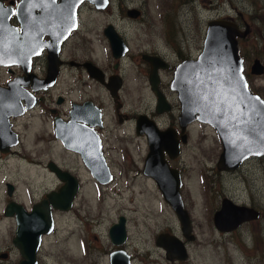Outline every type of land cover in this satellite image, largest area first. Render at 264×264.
<instances>
[{
	"label": "flooded vegetation",
	"instance_id": "af4514ba",
	"mask_svg": "<svg viewBox=\"0 0 264 264\" xmlns=\"http://www.w3.org/2000/svg\"><path fill=\"white\" fill-rule=\"evenodd\" d=\"M83 3L84 1L77 6L74 27L63 38L68 24L64 14L62 15L63 12H39L35 8L31 11L28 7L29 3L25 0H0V109L22 112L18 115L10 114L6 120L7 126L0 127V163L3 162L4 155L19 154L16 150L20 146L22 135L19 122L23 123L21 119L31 114L34 118L38 116L39 120L28 122L24 125V130L38 125L35 130V142L50 145V149H58L63 158L60 163L48 161L47 168L53 177L50 183L52 180L54 182L40 200L31 203V206H26L18 200L17 188L12 181L4 182V187L0 190V224L9 222L8 232L11 236L0 242V264H19L21 260L19 251L13 244L17 228L16 212L12 216H6L7 205L12 202L21 204L27 212H30L33 206L45 199L49 193L69 183L66 179L59 178L55 169H58L62 175L70 176L75 181L77 189L69 209L57 210L51 207L54 229L56 212H61L63 215L70 213L83 188L112 187L113 179L118 175L130 176L132 183H142L141 188L145 189L142 198H146L145 203H148L151 191L158 193L177 221L176 228L162 224L163 228L157 232L154 229L152 232V229L147 230L140 222L130 219L128 215L131 211L128 209L125 211L123 207H116L113 203L101 202L104 206L101 204L96 207L97 217L94 222H86L79 235L95 254L94 264H136L141 254L145 258H150V250L145 249L142 244L146 239L145 235L149 234V241L152 242L153 247L162 251L169 263L184 264L188 259L189 244L194 239V233L188 213L190 206L182 195L183 189H186L184 180L186 167L183 161H179L189 143L191 127L194 124L209 125L198 120L188 122L184 126L180 125L178 116L181 104L177 92L171 89V84L176 65L184 60L195 59L200 51L190 55L189 52L185 53L171 43H168L169 47L164 52L156 48L150 50L142 47L135 50L132 49L123 32L117 30L110 22H105L100 30L105 46L83 48V35L79 31L81 27L79 9ZM133 9L137 12L134 17L129 16L127 12ZM124 14L131 20L142 17L140 9L134 7L126 8ZM108 25L112 26L123 40L124 50L117 57L113 55L103 33ZM56 46L58 72L53 83L45 86L43 80L47 79L49 67L53 65L52 58ZM37 48L38 53L33 54ZM148 56L155 57L156 69L152 82L149 78L152 66L146 59ZM146 92L150 95L147 101H145ZM158 95L160 102L157 105ZM148 104H151L150 109L145 106ZM149 123L154 126L151 129L163 134L156 139L157 159H149L147 169L150 172L155 171L156 174L162 173L158 176L159 179H170L176 185L181 208L188 221V232L185 234L181 230L175 211L165 200L157 180L144 173L145 160L148 159L150 152L146 137ZM57 128H60V135H57ZM3 129H8L7 133L15 135L14 139L17 138L15 144L4 146L8 139H5ZM73 140L79 145L85 141V145L79 150L73 149L70 147L73 145ZM98 151L111 176L106 183H100L94 178L84 163V152L97 155ZM132 151H138L139 154L135 153L136 159L133 158ZM163 168L165 171H162ZM130 185L124 186L123 190L133 187ZM222 198L229 199L235 205L259 211L258 208L253 207L254 205L238 204L225 196L221 197L220 201ZM101 209H104V212ZM260 216L258 212L256 219ZM247 222H242L236 228ZM150 226L156 227L154 224ZM132 228L136 233L131 231ZM89 232L91 240L86 235ZM160 235L174 238L179 248H184L185 257L167 258L164 248L157 243ZM79 247L83 249L84 257L83 242H80ZM175 248L178 251L177 245ZM175 254L179 255V252Z\"/></svg>",
	"mask_w": 264,
	"mask_h": 264
},
{
	"label": "rangeland",
	"instance_id": "374dc122",
	"mask_svg": "<svg viewBox=\"0 0 264 264\" xmlns=\"http://www.w3.org/2000/svg\"><path fill=\"white\" fill-rule=\"evenodd\" d=\"M132 7L140 9V19L131 20L125 16V9ZM79 12L83 48L105 46L100 30L105 22H110L123 32L132 49L156 48L164 52L171 43L185 53L195 55L201 49L208 20L226 18L240 28L246 24L248 34L238 39V53L243 59L248 88L264 99V69L259 75L249 73L253 58H258L264 68V0H109L103 10H96L84 1ZM149 98L146 92L145 101ZM145 106L151 108V104ZM32 115L21 119L23 123L19 122L22 135L16 150L20 156L17 153L4 155L0 163V190L6 180L12 181L17 188L18 200L26 206L40 200L54 182L52 180L50 183L53 177L47 168L48 161L60 163L63 160L58 149L35 142L38 125L24 130L25 124L39 120L38 116L34 118ZM220 151V141L213 128L199 124L191 127L189 143L179 161H183L186 167V189H183L182 195L190 206L188 213L194 233L184 264H264V156L249 158L232 172L219 171L216 161ZM135 153L139 154L132 151L134 159ZM113 180V186L109 188H83L70 213L63 215L56 212V227L53 232L43 236L37 253L38 264H94L95 254L79 235L86 222H94L96 207L103 202L123 207L125 211L128 209L131 211L128 215L130 219L140 222L147 230L152 229V232L154 229L157 232L163 225L176 228L175 217L158 193L151 191V197L145 203L142 183H132L131 177L125 175L115 176ZM127 184L133 187L123 190ZM223 196L230 197L238 204L254 205L261 216L233 230H216L212 214L220 206L219 201ZM101 210L104 212V209ZM151 224L156 227L151 228ZM9 227V222L0 224V242L10 238ZM131 231L136 233L134 228ZM86 235L91 240V233ZM145 236L142 244L150 250L151 256L145 258L141 254L138 257L140 260L137 259L135 263L172 264L165 259L162 251L153 247L149 241L150 234ZM80 242L85 247L84 257Z\"/></svg>",
	"mask_w": 264,
	"mask_h": 264
},
{
	"label": "water",
	"instance_id": "95a60500",
	"mask_svg": "<svg viewBox=\"0 0 264 264\" xmlns=\"http://www.w3.org/2000/svg\"><path fill=\"white\" fill-rule=\"evenodd\" d=\"M29 10L38 9L39 12H63L66 17L67 29L63 38L74 27V15L77 6L85 1L96 9H103L108 0H25ZM129 16H136L135 10H128ZM115 57L124 50L122 38L108 25L103 31ZM248 34V26L244 24L240 28L234 21L224 18L208 20L202 39L201 49L195 59L184 60L176 65L173 72L171 89L175 90L181 104L178 120L181 126L193 120L208 124L213 128L221 145V151L216 161V168L220 171H234L243 160L249 157L264 156V100L248 88L243 73V59L238 53V39ZM264 51V45L262 46ZM37 48L36 52L38 53ZM57 46L53 53V65L49 67V75L43 80L45 86L51 85L57 75ZM32 54V53H31ZM32 54V55H33ZM29 57V56H28ZM27 57V58H28ZM151 64L150 82L154 79L153 74L155 57H146ZM263 65L258 59H253L249 66V73L259 75L263 73ZM158 95V102H160ZM30 105V104H29ZM29 107V106H27ZM3 112V113H2ZM22 112H8L0 109V127L7 126L6 120L10 114L18 115ZM4 122V123H1ZM146 131L150 152L145 160L144 173L154 177L165 198L175 211L181 230L188 232V221L181 208L176 185L172 180L159 179V173L150 172L147 168L148 160L157 159V137L163 133L154 131V126L149 123ZM151 129V130H150ZM7 130V131H6ZM3 134L8 139L4 146L17 142L15 135ZM60 135V128H57ZM156 143H155V142ZM96 142V141H95ZM73 149L79 150L85 145L83 141L79 145L73 140ZM160 145V142H159ZM6 147L4 148V150ZM86 151V150H85ZM173 151V150H172ZM84 163L90 169L94 178L100 183H106L111 179L107 167L98 151L97 155L83 153ZM54 169V168H53ZM59 178L66 179L69 183L47 195L38 204L27 212L23 205L14 202L7 205L6 216H12L16 212L17 228L13 244L17 247L21 260L19 264H37V253L42 244V236L50 234L54 229V216L52 208L67 210L71 206L72 197L77 189L75 181L66 174H61L55 169ZM162 171H165L164 168ZM11 188V186L9 185ZM258 211L233 204L229 199L222 198L219 209L212 215V223L218 231L235 229L245 221L256 219ZM162 237V238H161ZM157 243L165 250L167 258L185 257L184 248H179L174 238H166L160 235ZM175 245L178 246L175 248ZM175 249V251H174ZM175 252H179L176 255Z\"/></svg>",
	"mask_w": 264,
	"mask_h": 264
},
{
	"label": "bare ground",
	"instance_id": "6f19581e",
	"mask_svg": "<svg viewBox=\"0 0 264 264\" xmlns=\"http://www.w3.org/2000/svg\"><path fill=\"white\" fill-rule=\"evenodd\" d=\"M24 162H28V161H24ZM30 163H33V164H35L36 162H34V161H30ZM35 166V165H34Z\"/></svg>",
	"mask_w": 264,
	"mask_h": 264
}]
</instances>
